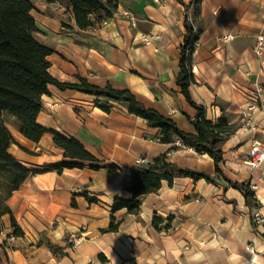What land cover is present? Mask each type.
Listing matches in <instances>:
<instances>
[{
    "label": "crops",
    "instance_id": "0c3cea01",
    "mask_svg": "<svg viewBox=\"0 0 264 264\" xmlns=\"http://www.w3.org/2000/svg\"><path fill=\"white\" fill-rule=\"evenodd\" d=\"M34 1L36 35L45 33L44 40L36 38L55 51L48 57L52 76L72 83L81 75L94 85L129 89L181 130L194 131L189 118L197 111L175 82L192 0H119L112 18L87 29L76 26L64 4ZM199 9L196 24L202 33L192 59V99L205 107L206 119L225 111L230 123L254 105L252 127L238 124L221 144L222 176L215 183L189 177H177L171 186L163 181L142 198L138 213H112L116 196L129 197L123 186L136 160L157 157L170 145L156 141L158 130L121 103L106 113L92 105L94 96L49 85L38 123L76 138L97 159L120 169L30 175L6 201L23 234H13L10 214L1 216L0 264H264V163L257 168L245 163L252 141L264 139V89L259 90L264 74L252 51L256 37L264 35V0H201ZM226 33L234 38L221 47L216 39ZM245 94L253 98L247 101ZM2 120L15 141L9 153L24 166L42 168L64 159L50 133L33 142L21 135L14 116L4 112ZM168 159L214 175L212 159L192 148L172 151ZM226 180L252 185L254 199L246 201L244 191ZM85 194L98 202L90 203ZM255 207L263 219L258 227L251 221ZM154 216L172 217L171 228L155 229ZM111 217L120 221L118 230L102 232ZM42 238L62 246L66 255L53 253L39 243Z\"/></svg>",
    "mask_w": 264,
    "mask_h": 264
},
{
    "label": "trees",
    "instance_id": "16d2710c",
    "mask_svg": "<svg viewBox=\"0 0 264 264\" xmlns=\"http://www.w3.org/2000/svg\"><path fill=\"white\" fill-rule=\"evenodd\" d=\"M54 2L56 0H42ZM119 0H65L66 8L71 12L74 22L79 29H87L96 23L109 20L117 10ZM201 0H192L193 22L187 15L184 19L185 34L179 47L178 74L176 85L186 101L196 109L193 119L189 118L194 131L181 130L175 121L162 115L156 109L145 106L129 89H116L110 83L104 86L91 84L81 75H76L75 82L60 81L50 73L51 63L48 57L54 50L42 44L37 38L38 28L32 11L33 0H0V220L4 214H10L13 234H23L17 225L6 201L13 191L17 190L32 174L55 171L61 173L68 168L107 169L114 172L120 167L106 164L89 153L83 144L72 136L43 127L37 121L42 107V95L48 93V86L53 85L59 90H75L102 99L105 104L97 103L98 107L109 113L113 103L126 106L129 114L142 118L148 127L158 130L159 142L170 145L166 152L137 164L130 170V176L123 190L129 197L116 196L111 205L112 213L125 209L128 214H136L140 209L142 198L158 191L163 181L171 186L177 177H189L193 181L204 179L215 183L216 179L205 171L183 167L168 160V154L178 149L174 145L176 139L180 146L190 147L199 154H207L213 161L214 172L222 176L219 164L223 160L221 144L236 130L237 126L230 123L224 111L216 120L205 117V107L196 103L190 95V86L195 82L192 73V54L194 44L198 41L202 28L196 24L199 16ZM188 9V6H187ZM196 26V28H195ZM7 112L20 122V133L26 139L38 142L45 133L53 137L54 146L62 150L63 160L56 164L44 165L42 168H28L9 153V147L15 143L10 131L2 120V114ZM217 177V176H216ZM229 185L239 187L244 191L246 201L254 199V192L244 182H231ZM90 203L98 199L85 194ZM75 205V203H72ZM164 220L154 216L152 225L155 229H169L172 217ZM120 221L111 217V221L102 232H115ZM1 227V226H0ZM45 245L59 256L66 255L62 246L51 243L48 239H40ZM68 244V242H67ZM98 258L105 261L103 255Z\"/></svg>",
    "mask_w": 264,
    "mask_h": 264
},
{
    "label": "built area",
    "instance_id": "2783aa9c",
    "mask_svg": "<svg viewBox=\"0 0 264 264\" xmlns=\"http://www.w3.org/2000/svg\"><path fill=\"white\" fill-rule=\"evenodd\" d=\"M128 14H129L128 12L123 13V15H128ZM230 38H231L230 35L225 37L226 40H229ZM253 52H254L256 58L259 60V71L264 74V35L259 34L256 37V40H255V43L253 46ZM254 103H255V101H254ZM255 105H256V103H255ZM253 109H254V105L250 104L242 112V122H244V125H246V126L252 127V125H251V113H252ZM245 163L250 168L260 167L264 163V139L263 140L254 139L252 141L250 150L248 152V157H247ZM217 177H220V176H217ZM250 188L252 189L253 186L251 185ZM254 219H255V221L259 222L260 224L263 223V219L261 217V214L258 212V210L254 211ZM1 234H2V229H0V235ZM9 237L13 238V234H10ZM249 250L251 253L253 252V250L251 248Z\"/></svg>",
    "mask_w": 264,
    "mask_h": 264
},
{
    "label": "rangeland",
    "instance_id": "374dc122",
    "mask_svg": "<svg viewBox=\"0 0 264 264\" xmlns=\"http://www.w3.org/2000/svg\"><path fill=\"white\" fill-rule=\"evenodd\" d=\"M33 2H35V1L33 0ZM56 3L64 4V5L66 6L65 0H56ZM187 17H188V19H189L190 22H193V25H194V19H193V16H192V11H187ZM195 28H196V26H195ZM228 35H230L231 38H230L229 40H226L225 37L228 36ZM36 36H37L38 39H42V40L45 39V33L42 32V31H40L39 34H37ZM199 36H200V35H199ZM233 38H234L233 34H231V33H226V34H223V35L218 36L216 40H217L218 44H219L221 47H223V46H226V45L230 44V42L233 40ZM253 46H254V45H253ZM253 46H252V51H253ZM198 48H199V44H198V41H197V42L194 44V51H193V54H192V59H193V55L197 52ZM54 52H55V51H54ZM253 54H254V52H253ZM254 58H255L256 62L258 63V65H259V60L256 58L255 54H254ZM261 78H262V77H261ZM262 79H264V75H263V78H262ZM259 86H260V90L262 91V90L264 89V82H263V83L260 82V83H259ZM244 97L247 99V101H249L250 98H253V95H252V94H245ZM259 101H260L259 99H256L255 103L257 104V102H259ZM97 103L105 104V101L102 100V99H100V100L98 99V100H96V101H92V105H93V106L98 107ZM98 108H99V107H98ZM224 113H225V115H226V112H225V111H224ZM226 116H227V115H226ZM227 118H228V117H227ZM233 124H234L235 126H238V124H240V125L243 124V125H244V122H242V114H240V116H239V118H238V122H235V123H233ZM156 141L159 142V136L157 137ZM174 145L178 146V149H180V148H188V147L180 146V141H179L178 139L175 140ZM189 148H190V147H189ZM178 149H177V150H178ZM175 151H176V150H175ZM196 153H197V152H196ZM147 160H150V159H146V158H144V157H139V158L136 160V164L146 163ZM168 160H169V159H168ZM216 176H218V175L214 172L213 177L216 178ZM249 187H250V186H249ZM256 207H257V206H256ZM256 207L253 209V211H252V213H251L252 226H254V227H258V226L260 225V223L257 222V221H255V219H254V211H256ZM253 219H254V220H253ZM167 220H168L167 218L164 219V223L160 224V226L163 227V226L166 224V221H167ZM169 223H170V227H169V229H170V228H171V225H172V219H171V221H169ZM161 230H167V229H166V228H162ZM123 264H127V263H123Z\"/></svg>",
    "mask_w": 264,
    "mask_h": 264
}]
</instances>
